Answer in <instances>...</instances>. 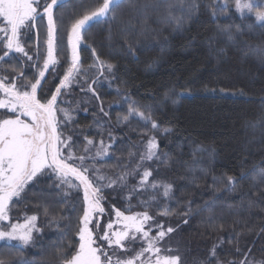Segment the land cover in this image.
Wrapping results in <instances>:
<instances>
[{"label":"trees","instance_id":"obj_1","mask_svg":"<svg viewBox=\"0 0 264 264\" xmlns=\"http://www.w3.org/2000/svg\"><path fill=\"white\" fill-rule=\"evenodd\" d=\"M253 1L264 9V0ZM180 2L124 0L113 13L115 20L109 18L91 26L85 43L95 47L101 59L116 66L115 79L111 86L107 80H102L97 88L99 100L91 93L85 95L79 85L73 84L59 105L71 108L75 117L70 126L74 132L65 131L73 135L77 150L85 143V135L99 142L96 120L105 125L106 143L108 130L123 140L110 150V158L97 162L96 166L109 177L119 175L120 166L126 164L131 171L143 150L141 141L146 143L148 137L156 136L162 158L169 161V166L148 162L153 170L150 179L171 183L175 197L167 202L161 198L160 207L167 203L173 212L183 213L189 204L194 212L209 204L187 224L183 215L161 217L157 215L159 209H149L157 223L176 229L162 243L165 247L178 249L183 264H200L209 256L214 244L219 246L213 264L217 258L220 264H239L245 259L264 261V177L260 175L264 169V63L253 54L254 50L264 49V28L253 26L252 16L239 18L234 10L235 0H227L228 15L222 11L224 0H195L199 19L191 24L190 30L174 34L171 24L166 26L161 18L168 14L170 6H174L172 14L179 15V8L175 6ZM95 3L96 0H62L56 7L55 18L63 35L61 61L67 56V28L74 17L82 14L84 9L94 7ZM214 4L218 7L216 15L212 16L209 8ZM191 5L192 0H185L186 8ZM37 23L38 29H33L23 39L32 55L39 44L42 64L47 21ZM109 28L113 34L111 47L106 39ZM222 30L233 33L235 39L229 41L227 36L220 34ZM128 45L132 46L135 55L127 54ZM3 51L0 45V55ZM81 60L85 69L93 63L91 48L82 47ZM12 66L20 67L18 59L0 62V77L7 76L10 81L15 75ZM64 67L66 63L58 66L59 75H47L45 91L40 95L50 97ZM33 75L34 70L25 69L26 77ZM25 82L23 78L18 81ZM166 95L170 97L167 100ZM126 96L146 114L151 109L160 128L171 131L154 133L150 124L144 127L135 120L127 125L117 124V117L127 113L128 105L120 103ZM101 104L109 116L100 111ZM4 111L0 109V113ZM132 145H137L131 148L136 156L130 162ZM226 175L238 178L234 191L223 190L220 178ZM213 177H216L215 183ZM138 179L139 176L129 177L124 189H105L102 203L106 213H111L113 207L121 210L128 207L124 197ZM50 183L44 178L31 185L25 199L12 206L11 222H23L26 215L35 214L40 231L34 233L33 244L23 250L16 241H0V260H14L15 264H56L58 249L67 246L69 239L77 240L75 232L82 214L83 193L72 192L67 203L74 205L75 210L70 207L63 212V193L50 187ZM151 195V191L141 193L131 199V204L135 206L138 199L147 200ZM45 207L53 215H63L62 227L49 224V219L43 215ZM132 211L144 209L133 207ZM113 218L114 213L111 216L105 214L100 218L101 225ZM219 225H223V230H214ZM65 231L67 235L61 236ZM155 232L154 227L151 234L155 235ZM102 234L101 229L99 235ZM230 239L232 243H229ZM133 248L138 250L139 244H134Z\"/></svg>","mask_w":264,"mask_h":264},{"label":"snow or ice","instance_id":"obj_2","mask_svg":"<svg viewBox=\"0 0 264 264\" xmlns=\"http://www.w3.org/2000/svg\"><path fill=\"white\" fill-rule=\"evenodd\" d=\"M122 3L124 0H96L94 7L86 8L82 14L74 17L67 28V56L61 61L63 35L55 18V9L62 4V0H50L43 4L41 0H0V45L4 49L3 54L0 55V62L8 58L18 59L20 65L19 68L11 67L15 75L10 81L7 76L0 77V109L5 110L0 113V241H16L21 250L33 244L34 233L40 231L37 226L38 216L26 215L23 222H11L10 219L12 206L25 199V193L31 185L48 178L51 181L49 186L60 189L63 193L62 199H65L63 212L68 211L70 207L75 210L74 205L67 203V198L72 192L82 191V214L79 216L78 228L75 232L78 242L69 239L67 246L62 245L56 253V264H137V262L183 264L179 250L165 247L162 243L176 229L171 226L165 228L163 223H157L156 217L149 209L154 207L159 209L157 215L161 217L183 215L184 223L187 224L193 215H199L204 208L209 207L206 203L202 209L194 212L189 204L183 213L173 212L167 207V203L163 208L160 207L161 198L167 202L175 197L171 183L150 179L153 177V170L148 162H159L169 166V161L162 158L155 135L148 137L146 143L141 141L143 150L140 151L139 160L131 171L126 164L120 166L119 175L109 177L96 166L97 162L110 158V150L116 144L123 143V140L108 130L106 143L105 125L98 120L94 121L99 125L96 133L100 137L98 143L85 135V143L77 150L73 135L66 134V129L74 132L70 126L75 122V117L71 108H63L59 105L62 97L71 90L73 84L79 85L85 95L91 93L92 97L99 100L97 88L101 86L102 80H107L111 86V81L115 79L116 66L101 59L96 48L85 42L91 26L109 18L115 20L113 13ZM172 7L174 6L169 7L168 14L161 18V22L166 26L171 24L174 34H183L186 30H190L191 24L199 19V7L195 4V0H192V5L187 8L185 0H181L180 4L175 6L179 8V15L172 14ZM217 7L218 5L214 4L209 8L212 16L216 15ZM234 10L241 19L254 16L253 26L264 28V9L254 4L253 0H235ZM222 11L225 15L229 14L227 0H224ZM45 19L46 49L41 64L39 44L36 46L35 54L32 55L26 49L23 38L33 29H38V21ZM220 34L227 36L229 41L235 39V35L231 32L222 30ZM106 39L111 47L113 40L111 28ZM37 40L39 41L38 31ZM82 47L91 48L93 63L87 69L82 66ZM126 52L135 55L131 45H128ZM253 54L264 63V49L254 50ZM64 63L66 67L63 75L59 76V81L51 91L50 97L45 98L40 95L45 91L47 75L53 73L59 75L58 66ZM26 68L34 70L33 77L25 76ZM22 78L26 82L18 83ZM169 98L166 95L165 100ZM120 103H126L128 107L125 115L117 117V124L127 125L135 120L144 127L150 124L154 133L159 131L165 134L171 131L168 128H160L159 123L153 118L151 109L146 114L127 96ZM172 103L175 104V100ZM100 111L104 116H109L102 104ZM134 147L137 145L130 146V162L136 156L131 150ZM260 175L264 177V169L261 170ZM134 176H139V179L124 197L128 207L124 210L113 207L111 213H106L102 203L105 199V189L127 188L129 177ZM237 179L234 175L220 178L223 190L234 191ZM215 181L216 177H213V182ZM149 191L152 195L147 200L138 199L137 205L131 204L132 198ZM133 207H141L144 211L133 212ZM112 213L114 218L106 225H101L100 218L105 214L111 216ZM43 215L49 219V224H54L57 228L63 226L61 223L64 219L63 215L59 217L53 215L47 207L44 208ZM209 223H212L211 217ZM154 227L156 232L152 235ZM101 229L103 234L99 235ZM214 230L222 231L223 225H219ZM66 235V231L61 233V236ZM229 243H232L231 239ZM134 244H139L138 250L133 248ZM218 246L214 244L209 256L200 264H213V258L217 257ZM236 251L239 252L240 249L237 247ZM0 264H15V261L0 260ZM216 264H220L218 258ZM239 264H264V261L245 259Z\"/></svg>","mask_w":264,"mask_h":264},{"label":"rangeland","instance_id":"obj_3","mask_svg":"<svg viewBox=\"0 0 264 264\" xmlns=\"http://www.w3.org/2000/svg\"><path fill=\"white\" fill-rule=\"evenodd\" d=\"M253 2H254V1H253ZM254 4H255V2H254ZM252 17L254 18V16H252ZM90 30H91V29H89L88 32H89ZM88 32H87V36H88Z\"/></svg>","mask_w":264,"mask_h":264}]
</instances>
